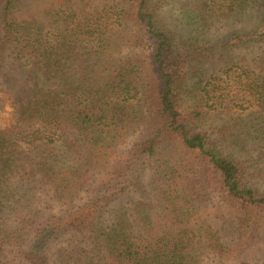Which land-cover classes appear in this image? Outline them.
Instances as JSON below:
<instances>
[{"label":"trees","instance_id":"obj_1","mask_svg":"<svg viewBox=\"0 0 264 264\" xmlns=\"http://www.w3.org/2000/svg\"><path fill=\"white\" fill-rule=\"evenodd\" d=\"M153 1L0 0V264H264V0H175L194 53ZM248 14L221 46L256 49L223 66L233 93L189 84Z\"/></svg>","mask_w":264,"mask_h":264},{"label":"rangeland","instance_id":"obj_2","mask_svg":"<svg viewBox=\"0 0 264 264\" xmlns=\"http://www.w3.org/2000/svg\"><path fill=\"white\" fill-rule=\"evenodd\" d=\"M155 7H156V15L157 19L160 22V27H166L169 30L173 31L175 35V41L178 44V47L185 51L186 53H194V47L190 46L187 41V34L185 33V26L181 24L176 16V4L175 0H154ZM246 16H250L241 19H235L231 21H224L217 24L212 30L211 33L208 34L203 38V51L205 52L204 55H201L200 52H195L193 55V61L190 62V66L188 67V83H193L194 73L199 69H208L210 74H207L206 78L213 74L214 76L223 77L224 81H222V88L226 89L227 86L230 84L231 90L230 92L233 93L234 87L231 83L226 82V76L222 74V69L225 64L231 63H238L240 58L244 57H254L256 54V49L247 50H226L223 49L221 46L223 45L224 40L226 39L229 34L233 33L234 31L241 29L242 24L248 25L249 27L252 26L253 22V15L248 14ZM246 22V23H245ZM214 47V48H212ZM210 49L209 54H207V50ZM227 70V69H226ZM1 85V84H0ZM4 88L0 86V127L1 128H8L14 123V110L12 107V101L9 97V94H5ZM223 91V90H222ZM220 92V91H219ZM241 99L242 97L239 96ZM236 103L239 105L242 101L235 100ZM247 106V105H246ZM215 125V124H214ZM135 137H132L128 140V142L122 147L121 155L124 156L127 152L131 149L133 143L135 142ZM120 155V157H121ZM259 157L255 154L254 160L258 159ZM251 170L249 169V172ZM260 180L254 179L253 183H258ZM261 184L264 185V181H261ZM218 259L215 258H207L202 264H216ZM222 264H238L236 262H221Z\"/></svg>","mask_w":264,"mask_h":264}]
</instances>
